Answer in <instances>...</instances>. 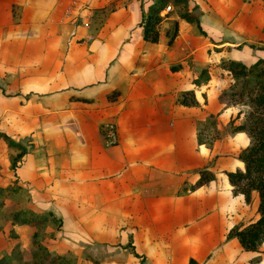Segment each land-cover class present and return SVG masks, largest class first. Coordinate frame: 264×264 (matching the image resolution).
Listing matches in <instances>:
<instances>
[{
  "label": "crops",
  "instance_id": "crops-1",
  "mask_svg": "<svg viewBox=\"0 0 264 264\" xmlns=\"http://www.w3.org/2000/svg\"><path fill=\"white\" fill-rule=\"evenodd\" d=\"M154 1L0 0V133L26 148L13 166L18 151L0 135V206L47 210L62 219L65 249L80 246L109 264L215 258L217 248L225 251L224 213L234 200L227 176L213 169L215 181L191 188L201 168L187 134L197 105L181 104L178 96L207 89L213 73L200 85L178 79L180 67L170 61L180 50L174 40L187 33L184 49L194 33L184 18L175 19L170 39L173 21L164 20L171 9L161 12L157 41L143 37L142 13ZM70 4L85 9L84 24L74 26L65 15ZM225 24L229 38L233 25ZM220 68L228 85L231 75ZM71 220L77 228L68 227ZM6 223L22 239L31 229L30 237L50 244L30 222L0 211V256L12 245Z\"/></svg>",
  "mask_w": 264,
  "mask_h": 264
},
{
  "label": "rangeland",
  "instance_id": "rangeland-1",
  "mask_svg": "<svg viewBox=\"0 0 264 264\" xmlns=\"http://www.w3.org/2000/svg\"><path fill=\"white\" fill-rule=\"evenodd\" d=\"M169 3L172 7L168 12V18L164 21H173L172 23H174L175 19L182 20L183 18L179 16V12L186 8L192 10L199 17L201 29L194 22L182 20L186 23L185 29L190 27L191 29L187 28L189 29L188 31L191 30L194 33L193 40L190 46L181 49L182 40L187 33L180 32L179 36L174 40L177 47L180 48L179 53H176V51L172 53L178 56L173 58L175 60L171 59L170 61L180 67L178 69L181 70V74H179L178 79L182 80L183 84H188L187 80L194 82L195 76H192V71H198L199 73L203 66H210L205 68L212 71L213 80L207 89L195 91L198 102L196 103L197 106H194L195 115L192 111L191 121H193V116L195 120L189 126L187 134H189L188 136L191 139L190 149L196 150L198 153L199 167L213 169L215 173H219V176L222 175L223 177L226 174L221 171L222 169L241 167V162L236 158V155L251 140V135L248 132L243 130L236 131L234 127L240 123L248 125L256 117L264 115V110L257 111L248 102L239 103L230 99L224 91L227 88L225 83L230 76L222 72L220 63L222 59L233 58L242 60L249 65L258 56H264V49L261 48L264 46V0H187L186 3L180 4ZM259 16L260 19L258 18ZM252 18H255L257 23L254 27L250 24ZM223 19L226 24L233 25L234 30L229 33V38H224L226 36L222 34L224 30H222L221 24H225ZM176 21L178 23V20ZM218 24L220 25L218 26ZM172 27L173 24L171 29ZM235 32H244L248 36L239 38L233 36ZM169 66H165L167 72L171 70ZM109 128V137L112 142H115L117 133L113 130L114 126H109ZM7 147L17 151L20 150L19 147L9 144H7ZM194 172L191 173L193 174ZM192 174L186 175L187 178L184 181L190 182L189 176H192ZM212 180L215 181L214 178ZM228 186L234 200L230 204L229 210L224 213L226 215L224 217H229V221L223 229L225 238L221 241L223 242L222 249L224 247L225 254H227L228 249L229 255L227 254L228 256H226L216 246L218 254H215V258L207 256L208 258L201 263L190 257L184 260L185 264H257L251 262V256L252 259L259 256L261 259L258 263L264 264V241L255 251L249 252L251 256L248 257L243 253V251L248 252V250H244L240 246L237 238L227 235L228 229L235 224H244L257 217V194L255 191H251L250 198L247 200L244 193L239 190L240 184L235 186L229 183ZM224 193L228 194L227 191ZM3 208L5 213H13L10 203L7 202L6 205L0 206V211L5 214ZM24 211L22 212L21 209V215L31 218L30 225L34 226L32 228L35 231L37 229L38 233H46L50 237L48 242L50 244L46 245L39 238L30 237L31 229L24 233L25 238L22 239L20 232H17L11 225L6 223L3 232L6 233L7 241L11 240L12 245L6 248L4 254L15 252L14 264H31L35 258L37 259L40 254L45 252L50 255H61L58 264H109V259L105 257L96 258L93 252H84L80 246L76 250L75 248L65 249L66 246L60 243L61 239L59 236L60 230H64L61 218H49V214L45 209L33 210L29 208ZM70 222L67 224L68 227L77 228L76 221L71 220ZM26 241L27 243H25ZM225 241L228 243L224 244ZM165 260L169 261L167 255H165Z\"/></svg>",
  "mask_w": 264,
  "mask_h": 264
},
{
  "label": "trees",
  "instance_id": "trees-1",
  "mask_svg": "<svg viewBox=\"0 0 264 264\" xmlns=\"http://www.w3.org/2000/svg\"><path fill=\"white\" fill-rule=\"evenodd\" d=\"M187 0H156L151 3L148 10L142 13L140 25L143 30V37L150 41L158 39V24L162 19V11L165 6L172 2L173 4L186 3ZM179 16L189 22H194L201 29L199 17L192 10L184 9L179 12ZM177 32V21L174 20L170 39ZM264 49V46L261 47ZM220 65L227 70L232 78L225 88V92L231 100L245 103L248 102L254 106L257 111L264 110V57L258 56L252 63L247 65L239 59H222ZM176 67V66H173ZM209 78L208 69L203 68L193 81L199 84L201 81H207ZM178 101L184 105H196L198 102L193 88L182 90L178 96ZM234 130H243L251 135L250 142L243 147L236 158L242 163V167L224 170L227 179L233 185H241L239 190L244 193L245 198H250L251 191L257 194V212L256 218L244 224H235L229 230L227 235L237 238L240 246L244 250H256L264 241V115L256 117L248 125L240 123L234 127ZM6 139L7 143L14 147H19L20 151L13 158V166L17 159L25 152L26 148L19 142L12 140L7 134L0 133ZM199 177L191 185V188L200 186L205 182L215 178V173L211 169H198ZM25 212V211H22ZM21 211H13V220L20 222H31V218L25 217ZM50 214V213H48ZM40 222V221H39ZM15 253V252H14ZM14 253L3 254L0 256V264H14ZM61 257L59 254L50 255L45 252L34 259L31 264H58ZM259 256L251 258V262L258 261ZM25 264V263H20Z\"/></svg>",
  "mask_w": 264,
  "mask_h": 264
},
{
  "label": "built area",
  "instance_id": "built-area-1",
  "mask_svg": "<svg viewBox=\"0 0 264 264\" xmlns=\"http://www.w3.org/2000/svg\"><path fill=\"white\" fill-rule=\"evenodd\" d=\"M171 5L167 4L165 6V10L168 11L171 9ZM84 8V7H82ZM65 15L69 17V20L71 23L75 26L79 23H85L86 22V12L85 9L78 8L76 9L73 4L67 5L65 7Z\"/></svg>",
  "mask_w": 264,
  "mask_h": 264
}]
</instances>
